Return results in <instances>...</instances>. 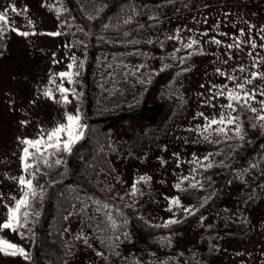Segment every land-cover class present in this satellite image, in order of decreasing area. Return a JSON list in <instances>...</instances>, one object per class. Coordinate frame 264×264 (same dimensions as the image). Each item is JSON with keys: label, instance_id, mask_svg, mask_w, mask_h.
Segmentation results:
<instances>
[{"label": "trees", "instance_id": "trees-1", "mask_svg": "<svg viewBox=\"0 0 264 264\" xmlns=\"http://www.w3.org/2000/svg\"><path fill=\"white\" fill-rule=\"evenodd\" d=\"M102 2L108 7L95 21L87 20L88 15H95V10L84 0H61L63 5L54 10L64 28H72L86 41V59L78 76L83 85L81 104L87 128L85 138L74 147L72 154H64L66 165L49 169L42 162L40 164L39 174L48 184L43 192V199H40L41 205L38 211L40 215L38 217L31 215L32 219L29 220L28 225L20 229L25 234L23 237L25 240L31 239L32 236L31 264H65V262L71 264L76 258L78 245L82 241L74 239L80 231L75 233L71 223L77 221L81 228V219L72 216L64 221L62 216L67 215L64 208L74 195L73 188L95 192V188L86 180L85 174L88 172L89 162H103L105 154L98 153V146H104L109 165L115 170L107 178L108 181L115 185L116 193L125 196L126 192H130L131 186L125 184L116 161L122 159L134 144H140L151 135L163 134L170 129L186 102L183 90L186 71L181 72L179 76H176V73L182 68H192L194 61L188 59L181 65L178 59L174 61L168 57L167 54L174 51V40L165 41L163 48L158 43L125 45L122 43L124 38L120 33L111 30L102 33L109 42L98 40L96 36L101 34L100 25L107 22V17L115 16L129 0H102ZM134 2L147 6L143 8L144 14L137 18L145 24V28L139 33L133 31L128 39L155 40L159 36V39L163 40L166 34H173L174 31L164 29L165 11L171 4L165 3V0H134ZM157 5L162 6L157 7ZM148 15L159 17L160 22L155 28L148 27L149 24L156 23L149 21ZM78 26H84L85 32L90 30L95 35L85 36L84 32L77 31ZM134 27L135 23L124 30ZM8 35L9 30L0 36V54L6 52ZM137 50L148 55H128L129 52ZM176 55L177 57L186 55V51ZM113 56L117 57V62L123 59L132 66L146 64L147 68L141 69L137 75L148 81L149 77L144 73H151L150 82L141 84L137 82L136 77L131 76L125 82L117 76L118 82L114 84L113 78L108 75L112 69L107 68V64L113 63ZM161 57L165 58L161 60ZM164 64H170L172 67L161 71ZM162 116L164 117L161 119ZM245 127L247 135L242 142L230 140L219 145L205 142L212 147L209 152L223 150L221 155L215 157L216 162L223 159L231 166L198 169L196 179L204 184L203 195L199 197L197 194L199 189L182 191L181 189L187 188L188 181H184L179 189L176 188L181 196L194 200V206L199 207L203 203V207H199L195 215L183 214L182 217L177 218L180 223L168 228L152 227L151 225H163L165 222L154 221L148 215L149 205L157 202L152 178L147 183L140 182L137 185L143 195L138 194L135 197L136 203L133 207H123V204L133 203L131 196H125L123 202L119 199L113 201L114 205L121 206V210L129 220L127 230L131 242L121 243L118 249L122 256L128 257L129 264L133 260H139L140 264H161V262L208 264L209 255L212 254L213 239L217 235L213 229L223 233H244L250 230V210L258 203L260 187L264 184V131L259 128L252 129L248 125ZM109 143L111 151L108 148ZM237 144L241 146L234 154L229 155L232 152L229 145ZM54 158L49 157V160ZM253 163L258 167L250 168ZM245 168H249L248 173L242 178L239 177L237 173ZM205 177H210L211 180L207 181ZM100 179L105 177L101 175ZM117 180L120 183H117ZM181 180L176 181L175 185ZM80 194L83 195V192ZM210 194L211 198L204 202L203 198ZM33 209H30L31 213L37 212ZM113 215H116L115 212ZM63 228H68L69 232H62ZM84 231L91 235L90 229L85 228ZM195 236L198 237L197 242H193ZM166 237L170 238V241L164 239ZM121 239L123 240V237ZM90 243L93 249L105 251L95 238L90 239ZM66 244L74 245L71 255H66ZM99 259L105 264L103 259ZM110 264H122V261L118 257H110Z\"/></svg>", "mask_w": 264, "mask_h": 264}, {"label": "rangeland", "instance_id": "rangeland-1", "mask_svg": "<svg viewBox=\"0 0 264 264\" xmlns=\"http://www.w3.org/2000/svg\"><path fill=\"white\" fill-rule=\"evenodd\" d=\"M84 1L94 8L91 0ZM101 2L102 0H95V6L98 7ZM9 5H15L21 10V14L12 12ZM62 5L61 0H0V12L7 9L10 26L20 32L30 33L28 36H21L9 29L6 52L0 54V223L7 216L5 204L12 205L14 201L11 197L19 199L22 195L17 182L12 179L22 174L21 155L25 145L20 141L24 138L36 139L41 129L47 132L57 124L66 122V112L75 114L79 110L81 122L86 125L81 104L83 85L79 76L75 75L81 69L80 63H84L86 59V41L72 28L62 26L54 13ZM25 7L28 9L26 13L22 11ZM165 12L164 29L174 31L179 27L184 41L187 42L189 38L198 39L199 48L205 54H194L189 58L194 61V65L184 75L186 102L171 128L163 134L151 135L140 144H134L122 159L116 161L128 186L142 175L152 178L157 202L149 205L148 215L154 221H167L183 216L176 206H173V212L167 211L172 198H179L184 207L195 204L194 200L181 196L175 183L184 176L193 175L191 169L195 165L190 163L193 154L202 158L212 148L201 141L194 129L197 125L204 124L203 118L197 117V113L213 116L221 111L219 107L202 106L210 95L209 88L212 85L226 83L216 69L238 76L241 81L246 77L251 78L252 71L264 72V65L259 69L251 68L252 57L247 55L251 50L250 45H242V50L226 48L227 44L233 42L230 37L238 36L240 29L245 31L246 35L242 39L247 41L249 23L256 25L251 35L257 44L264 43L257 35V30L264 25V0H177ZM29 20L32 21L31 24L28 23ZM189 29L192 31H188ZM54 32H61V35H49ZM202 32H207L208 36L201 37ZM218 33H228L229 36ZM213 36L222 41L220 46L210 42ZM174 44L173 50L180 47L176 41ZM229 51L233 59H228L226 53ZM256 53L264 56V49L258 47L253 55ZM73 57L76 58L75 61ZM69 64H73L71 69L68 68ZM238 66H244L245 72L233 71ZM61 72H72V82L67 77L59 76ZM60 87L69 89L67 96L71 103L62 102ZM247 87L264 88V80H253ZM49 90L52 99L43 95ZM212 102L219 105L227 101L220 98ZM22 121L27 123L22 124ZM197 174L195 173L196 177ZM33 183L37 185V192H44L48 186L39 173ZM260 188V199L250 210L249 231L223 233L213 229L217 235L213 239L208 264H264V184ZM203 192L202 189L197 191L199 197ZM40 205L41 200L37 196L32 200L31 208L38 212ZM71 227L75 233L81 230L77 221H73ZM0 238L23 247L31 257L32 236L25 240L16 232L0 230ZM197 239V236L193 237V242H197ZM80 243L76 258L71 264H102L93 249ZM0 264H31V258L0 253Z\"/></svg>", "mask_w": 264, "mask_h": 264}, {"label": "snow or ice", "instance_id": "snow-or-ice-1", "mask_svg": "<svg viewBox=\"0 0 264 264\" xmlns=\"http://www.w3.org/2000/svg\"><path fill=\"white\" fill-rule=\"evenodd\" d=\"M91 2L93 3L95 15H88L86 18L88 21H95L100 18L101 13L104 12L108 5L102 2L100 3L99 7H96L95 0H91ZM173 2L174 0H165V3L167 4H172ZM160 6L162 5H157V7ZM9 7L11 11L17 15L21 14V10L15 5H9ZM145 7L147 6H142L135 3L134 0H129L125 6L120 8L119 12L115 16L107 17V22H104L100 25L101 34L97 35L96 38L101 41L109 42L107 38L102 35V33L111 30L120 33V35L124 38L122 43L125 45L158 43L161 48H163L165 41L174 40L180 44V47H175L174 51L168 53L167 55L174 61L178 59V62L181 65H183L186 60H188L194 54H205L204 51L198 47L200 44L198 39L189 38L187 42L184 41L180 35L182 30L179 27L174 30L173 34H166L163 40L159 39V36H157L155 40L151 38L147 40L137 38L128 39V37L132 35L133 31L139 33L145 28V24L137 19L139 16L144 14L143 8ZM22 11L26 13L28 9L25 7ZM65 11H67V9H65ZM147 19L149 21L156 22L154 24H149V28H155L160 22L159 17L156 15H148ZM28 23L31 24L32 21L29 20ZM134 23V28H131L130 30H124L126 27H129ZM9 29L13 32H17V34L21 36H28L30 34L28 32H20L17 28L10 26V20L6 9L5 11L0 12V36H3ZM254 29H256V25L249 23L247 41L242 39L246 33L243 29H240L238 36L230 37L233 42L227 44L226 48L228 50L233 48L242 50V45H250L251 50L247 53V55L252 57L251 68L259 69L261 65H264V56H260L259 53H256L254 56L253 51L258 47L264 49V43L257 44L256 39L251 35ZM77 31L84 32L85 36L95 35L90 30L85 32L84 26H78ZM188 31L192 30L189 29ZM262 33H264V25L260 26V28L257 30V35H259L260 40L264 41V35H261ZM49 35L58 36L61 35V32L49 33ZM218 35L229 36L228 33H218ZM200 36H208V33L202 32L200 33ZM210 42L217 46L222 44V41L216 39L215 36L210 38ZM81 43H83V41H81ZM192 49L196 50L187 51ZM182 51H186V55L177 57L176 54ZM226 54L228 55V59H233L230 51ZM128 55L147 56L148 53L137 50L136 52H129ZM164 58L165 57H161L160 59L163 60ZM75 59L76 58L73 57V61H75ZM112 59L113 63L107 64V68L112 69L108 75L113 78L114 84L118 82L116 80L117 76L125 82L130 76L136 77L137 82L141 84L150 82L151 73H144V75H148V81H145L142 76L137 75L141 72V69L147 68L146 64L142 63L132 66L125 63L123 59H120L117 62V57L115 56H113ZM224 62L227 63V60ZM113 64L115 66H113ZM72 67L73 64L68 65L69 69ZM79 67H83L82 62L80 63ZM170 67H172V65L164 64L161 71ZM189 70V68H182L181 71L176 73V76H179L181 72ZM236 70L243 73L245 72V67L238 66V69H234L233 71ZM216 72L225 78L226 83L219 86L212 85L209 88L210 95L205 104L202 106L212 108L219 107L221 111L218 113V115L213 116H205L203 112L197 113V117L203 118L204 124L197 125L194 131L199 134V136L202 138V141L207 142L210 145H219L230 140H238L242 142L245 140L247 135L245 127L246 125L250 126L252 129L259 128L264 131V88L247 87V85H251L253 83V80H264V72L252 71L250 73L251 78L246 77L242 81L240 80V77L222 71L219 68L216 69ZM79 74V71L75 73L77 76ZM59 76L67 77L69 82H72V72H61L59 73ZM229 84L232 86L230 87ZM201 87H203V85H201ZM213 89H216V91H213ZM59 92L61 93V99L64 104L71 103L67 96V93L69 92L68 88L60 87ZM43 95L49 99L53 98L50 90L45 91ZM73 95H76V93L73 92ZM220 98L226 99L227 102L219 105L212 102ZM81 120L82 117L79 110H77L75 114L66 112V122L57 124L47 132L41 129L39 137L36 139L24 138L20 141L23 145H25V147L22 149L21 155L22 174L19 177H13L12 179L17 182L21 189L22 195L19 199L16 197H11V199L14 201L12 205L5 204L7 216L5 221L0 223V230H10L12 232L18 233L22 238L24 237L25 234L24 232H21L20 229L25 228L28 225L29 216L35 215L38 217L40 215L39 212L30 213L29 211L32 206V200L36 199L37 196H39L41 200L43 199V191L41 190L40 192H37V185H34L33 183V181L37 178V174L41 172L40 164L42 162L43 165L49 169L60 165H66L64 154H72L74 147L85 138V129L87 128V125L83 124ZM21 123L26 124L27 122L22 121ZM188 131H193V129H188ZM240 146L241 145L239 144L235 146L229 145V147L232 149V152L229 155L234 154L236 149ZM108 148L109 151L112 150L110 143ZM30 149L33 151H30ZM222 151L223 150L217 152H208L202 158L193 154V158L190 161L191 164L195 165V167L191 169L193 175L191 178L189 176H184L181 182L176 184L175 187L179 189L184 181H188L189 183L187 188L181 189L182 191H187L188 189H203L204 184L200 180L196 179L195 173H197L198 169L202 168L208 170L214 167L231 166L223 159L219 162L215 161V157L221 155ZM98 153L105 154L103 162H89L87 165L88 172L85 174L86 180L95 188V192H87L83 189L73 188L72 191L74 195L69 201L67 207L64 208V211L67 213V215H63L62 220L67 221L72 216L80 217L82 227L80 232L75 235L74 239L82 241V243L89 249H93L90 239L95 238L97 241H99L101 247L105 249V251H97L95 249H93V251H95V255L97 257L104 260L105 264H110V257H118L121 259L122 264H129L128 257L122 256L121 252L118 251L121 243L125 241L131 242V236L127 230L129 220L125 213L121 210V206L114 205L113 201L119 199L121 202H123L125 196H131L133 198V203L123 204V207H133V205L136 203L135 197H137L138 194L143 195V192H141L137 185L140 182L147 183L151 180V177L146 175L140 176L138 180L132 183L130 192H126L125 196H121L119 193L115 192V185L110 183L107 179L115 170L109 165L107 153H105V148L103 145L98 146ZM49 157L55 158L50 161ZM205 161H207V163H205ZM249 167L254 169L258 167V165L253 163ZM248 171L249 168L242 169L237 173V175L242 178L243 175L248 173ZM44 174L47 175V173ZM101 175H103L105 179H100ZM205 179L207 181L211 180L210 177H205ZM117 183H120V181L117 180ZM40 187L42 189V186ZM81 192H83V195L80 194ZM210 198L211 194L207 197H204L203 201L206 202ZM0 199H2V195H0ZM173 206H176V209L181 211L185 216H191L195 215L196 212L199 211V207H203V203H201L199 207H184L181 205L179 198H172L170 199L167 211L173 212ZM113 212H115V216L113 215ZM173 215H175V213H173ZM201 219H203V217H201ZM178 223H180L179 219H169L165 221L163 225L157 224L151 226L156 228H168L171 225ZM85 228L91 230V235L84 231ZM62 232H69V229L63 228ZM121 237H123V240ZM164 239H168L170 241V238L166 237ZM73 247L74 245L69 246L66 244V255L72 254ZM0 253L11 256L19 255L25 259L31 258L23 247H20L15 243H11L3 238H0ZM131 264H140V261L133 260ZM161 264H163V262H161Z\"/></svg>", "mask_w": 264, "mask_h": 264}]
</instances>
